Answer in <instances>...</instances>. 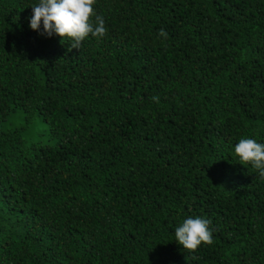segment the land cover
<instances>
[{
  "label": "trees",
  "instance_id": "trees-1",
  "mask_svg": "<svg viewBox=\"0 0 264 264\" xmlns=\"http://www.w3.org/2000/svg\"><path fill=\"white\" fill-rule=\"evenodd\" d=\"M38 2L0 0V264H264V0H95L72 51Z\"/></svg>",
  "mask_w": 264,
  "mask_h": 264
},
{
  "label": "clouds",
  "instance_id": "clouds-1",
  "mask_svg": "<svg viewBox=\"0 0 264 264\" xmlns=\"http://www.w3.org/2000/svg\"><path fill=\"white\" fill-rule=\"evenodd\" d=\"M94 5L95 0H39L38 4L31 7L29 26L41 36H59L62 43L66 39L70 40L68 51L80 49L89 35L99 39L107 33L105 20L96 14ZM158 35L167 37L163 29ZM153 99L159 100L158 97ZM234 151L240 164H250L258 174L257 178L264 180V143L241 138ZM210 225L211 221L207 219L189 217L175 228V241L188 252L198 250L201 244L211 245L214 240Z\"/></svg>",
  "mask_w": 264,
  "mask_h": 264
}]
</instances>
